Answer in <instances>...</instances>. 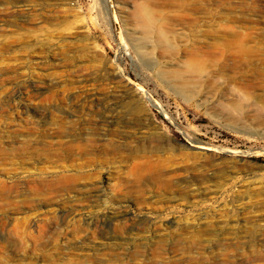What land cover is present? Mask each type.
Masks as SVG:
<instances>
[{
  "label": "rangeland",
  "instance_id": "374dc122",
  "mask_svg": "<svg viewBox=\"0 0 264 264\" xmlns=\"http://www.w3.org/2000/svg\"><path fill=\"white\" fill-rule=\"evenodd\" d=\"M110 262L264 264V0H0V264Z\"/></svg>",
  "mask_w": 264,
  "mask_h": 264
},
{
  "label": "bare ground",
  "instance_id": "6f19581e",
  "mask_svg": "<svg viewBox=\"0 0 264 264\" xmlns=\"http://www.w3.org/2000/svg\"><path fill=\"white\" fill-rule=\"evenodd\" d=\"M6 14V13H5ZM141 90V89H140ZM19 96V95H18ZM21 96V95H20ZM15 97V96H14ZM245 98V97H244ZM13 100H15V99H13ZM149 167V166H148ZM150 168V167H149ZM149 170V169H148ZM152 171V170H151ZM103 263V262H102ZM110 264H118V263H116V262H110Z\"/></svg>",
  "mask_w": 264,
  "mask_h": 264
}]
</instances>
